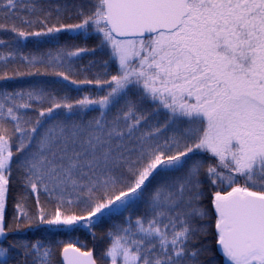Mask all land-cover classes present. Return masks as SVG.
<instances>
[{
  "label": "snow or ice",
  "instance_id": "obj_1",
  "mask_svg": "<svg viewBox=\"0 0 264 264\" xmlns=\"http://www.w3.org/2000/svg\"><path fill=\"white\" fill-rule=\"evenodd\" d=\"M0 264H264V0H0Z\"/></svg>",
  "mask_w": 264,
  "mask_h": 264
}]
</instances>
